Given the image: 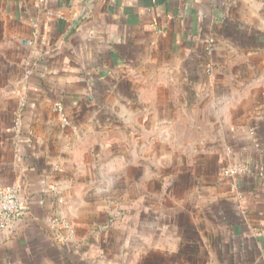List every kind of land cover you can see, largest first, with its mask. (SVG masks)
Segmentation results:
<instances>
[{
    "label": "crops",
    "instance_id": "1",
    "mask_svg": "<svg viewBox=\"0 0 264 264\" xmlns=\"http://www.w3.org/2000/svg\"><path fill=\"white\" fill-rule=\"evenodd\" d=\"M80 2L0 0V264H264V0Z\"/></svg>",
    "mask_w": 264,
    "mask_h": 264
},
{
    "label": "built area",
    "instance_id": "2",
    "mask_svg": "<svg viewBox=\"0 0 264 264\" xmlns=\"http://www.w3.org/2000/svg\"><path fill=\"white\" fill-rule=\"evenodd\" d=\"M55 111L59 114L61 125L68 126L69 122L60 104L54 105ZM241 167H231L226 170V174L243 173ZM22 200L19 190L16 187H0V242L17 226L21 215ZM52 229H57L60 239L66 240L71 233V228L67 222L59 220H48Z\"/></svg>",
    "mask_w": 264,
    "mask_h": 264
},
{
    "label": "water",
    "instance_id": "3",
    "mask_svg": "<svg viewBox=\"0 0 264 264\" xmlns=\"http://www.w3.org/2000/svg\"><path fill=\"white\" fill-rule=\"evenodd\" d=\"M98 2V0H81L80 2V14L79 17L82 18L95 6V4Z\"/></svg>",
    "mask_w": 264,
    "mask_h": 264
}]
</instances>
